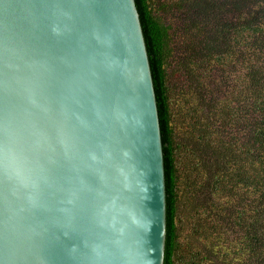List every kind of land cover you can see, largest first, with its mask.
Returning <instances> with one entry per match:
<instances>
[{"label":"water","instance_id":"1","mask_svg":"<svg viewBox=\"0 0 264 264\" xmlns=\"http://www.w3.org/2000/svg\"><path fill=\"white\" fill-rule=\"evenodd\" d=\"M166 236L136 0H0V264H164Z\"/></svg>","mask_w":264,"mask_h":264},{"label":"trees","instance_id":"2","mask_svg":"<svg viewBox=\"0 0 264 264\" xmlns=\"http://www.w3.org/2000/svg\"><path fill=\"white\" fill-rule=\"evenodd\" d=\"M136 3L164 146V264H264V0ZM174 21H188L181 44Z\"/></svg>","mask_w":264,"mask_h":264},{"label":"rangeland","instance_id":"3","mask_svg":"<svg viewBox=\"0 0 264 264\" xmlns=\"http://www.w3.org/2000/svg\"><path fill=\"white\" fill-rule=\"evenodd\" d=\"M219 1H220V4H221L223 1L225 2V0H219ZM223 16H225V13H224ZM187 23H188V21H187L186 23H183V22H177V21H174V22L172 23L173 26H175L177 29H179V31H180V33H181L180 44L184 41L185 36H186V33H187V31H188V29H187ZM178 51H180V50H178Z\"/></svg>","mask_w":264,"mask_h":264}]
</instances>
